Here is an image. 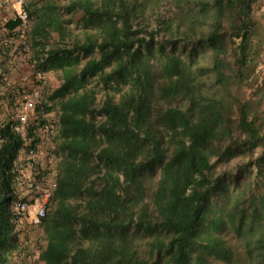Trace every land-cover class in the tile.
Listing matches in <instances>:
<instances>
[{"label":"trees","instance_id":"1","mask_svg":"<svg viewBox=\"0 0 264 264\" xmlns=\"http://www.w3.org/2000/svg\"><path fill=\"white\" fill-rule=\"evenodd\" d=\"M164 1L23 0L36 67L61 75L41 89L47 112L56 108L47 147L54 186L33 254L42 264H264V129L241 87H228L234 67L241 82L256 62V0L200 1L193 12L186 0H166L170 19L158 11ZM74 11L81 35L63 18ZM196 20L207 28L196 31ZM179 39L231 48L232 60L204 67L176 50ZM206 69L216 97L202 91ZM1 77L0 103L14 108L15 88ZM12 123L0 126V264L16 258L19 238L13 163L23 136ZM26 134L33 148L41 134L34 126ZM239 155L255 174L231 164Z\"/></svg>","mask_w":264,"mask_h":264},{"label":"built area","instance_id":"2","mask_svg":"<svg viewBox=\"0 0 264 264\" xmlns=\"http://www.w3.org/2000/svg\"><path fill=\"white\" fill-rule=\"evenodd\" d=\"M5 1L0 0V4L2 5ZM16 3L18 9L15 13L10 16L0 15V70L4 85L15 88L14 110L6 120L12 119L13 128L23 136V145L13 163L16 173L15 190L18 196L13 205V212L20 235L36 229L46 213L45 204L52 192L54 181L48 177L50 170L46 171L40 163H42L41 157H45L48 165L54 159V155L49 153L47 146L42 149L43 143L48 141L51 135L54 124L49 112L45 109L41 94L40 87L44 81V73L36 67V60L31 56L27 45V11L22 5L23 0H16ZM12 21H18V24L9 27L8 24ZM24 64L29 67L31 78L28 79L29 75L25 73L17 81L11 80L7 73L11 65L20 67ZM5 121L0 120V126ZM28 126H34L41 134L39 142L33 148L26 134ZM35 249H37L36 246H33V249L25 248L24 242L18 239L16 259H20L16 264H34Z\"/></svg>","mask_w":264,"mask_h":264},{"label":"rangeland","instance_id":"3","mask_svg":"<svg viewBox=\"0 0 264 264\" xmlns=\"http://www.w3.org/2000/svg\"><path fill=\"white\" fill-rule=\"evenodd\" d=\"M200 1H209V0H186L184 2V8L191 12L192 10H196V8L201 5ZM18 9V4L16 3V0H6L2 5L0 4V15H12L16 12ZM158 11H161V18L170 19L172 18L173 12H174V6L170 4V2H167L166 0L161 4ZM193 12V11H192ZM71 17L70 21L67 23L66 27L67 30L70 31L72 34L81 35L82 32V26L84 23V17L81 12L74 11L73 13H64L63 18ZM251 19L252 24L250 28V38L249 40L252 42L257 43L256 49H257V55H256V62L254 63V66L250 69V72H246V77L242 79L241 82L238 81V78L234 74V70L236 68H233L232 77L229 80V85L231 88L235 90L238 86H240V93H241V100H248L251 102V105L253 106V114L255 115V123L260 124L262 130L264 129V0H256L252 3V9H251ZM151 26L157 27V23L155 20V16H151ZM209 18L206 19L208 21ZM196 31L199 29H206L207 23H204L202 25H198V20H196ZM185 24L180 25V29H183ZM179 35V34H178ZM199 35V33H194L192 37L196 39V37ZM181 37V36H179ZM51 39H58V36L56 33H52ZM50 39V40H51ZM176 50L181 53V55L186 56L191 54L194 61L202 65L204 67H210L212 65V61L214 58L217 59H228L232 60L230 56V49L229 47H235L238 43V40H234V43H228L229 45V51L226 54L222 53H214L211 49V47L207 45H197L194 41L188 40L187 45L186 42H182L181 39L178 40ZM51 42V41H50ZM254 43V44H255ZM29 47V51L31 55L34 54L33 47L30 46V44H27ZM35 49V48H34ZM27 73H28V79H30V71L29 67H27ZM17 80L20 78V74L17 71ZM202 80V91H205L209 95H212L216 97L215 95L218 93L219 89V83L215 81V77L213 74V71L206 69L205 73L200 75L198 77ZM61 83V75L57 71H50L46 72L44 74V81L42 83V86L40 87L42 90L45 87H48L49 89H54ZM92 82L88 85V87L93 86ZM240 84V85H239ZM236 91V90H235ZM100 97V93L97 94V98ZM49 104V103H48ZM50 105V104H49ZM11 109V107H10ZM14 108L12 107V110ZM1 112V111H0ZM8 112V111H7ZM50 117L56 118V108L53 107L51 112H49ZM4 116L7 117V114L4 113ZM3 118V116L0 115V118ZM1 118V119H2ZM50 144H53L54 142L46 141L42 145V149L48 147ZM262 153V147L255 148V151L253 153V160L256 156L260 155ZM248 156L242 157V155L237 156L231 164H240L241 168L245 169H251L252 174H255L257 171V165L256 163H253L251 165H247ZM45 163H40V166L44 168L49 163L47 161H44ZM46 162L48 164H46ZM55 168L52 169V171H49V179L51 181H54V174H55ZM260 181V177L256 178L254 176V183L258 185ZM34 233V247L38 246L39 244L44 243L42 238V231L40 226H38L36 229L32 230Z\"/></svg>","mask_w":264,"mask_h":264},{"label":"crops","instance_id":"4","mask_svg":"<svg viewBox=\"0 0 264 264\" xmlns=\"http://www.w3.org/2000/svg\"><path fill=\"white\" fill-rule=\"evenodd\" d=\"M27 69L28 68H27L26 64L21 65L20 67H18V66L14 67V65H11L10 70L7 73L9 75V77L11 78V80L17 81V76H18L17 75V71L19 72L20 75H23V74L27 73ZM1 102H2V104L0 103V111H1L0 115L3 116V118L1 117L2 119L0 118V120L5 121L8 116L10 117V115H12L13 110H12V106H11V109H10L9 107H6L7 105H6V103H4L3 100ZM4 113L7 114V117L4 116ZM44 161H45V157H41V162L45 163ZM44 169L48 170V167L45 166ZM18 239L22 240L24 242L25 248L33 249V246H34L35 242H34V233H33L32 230L27 231L25 233H21L19 235ZM19 259L20 258H17V259L15 258L13 261L11 259L10 263H8V264H16V263H18ZM33 263L34 264H42V262H40L37 259L36 254L33 257Z\"/></svg>","mask_w":264,"mask_h":264}]
</instances>
